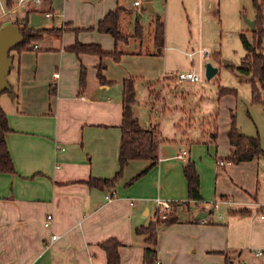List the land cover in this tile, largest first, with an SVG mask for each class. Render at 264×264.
Masks as SVG:
<instances>
[{
	"label": "crops",
	"instance_id": "1",
	"mask_svg": "<svg viewBox=\"0 0 264 264\" xmlns=\"http://www.w3.org/2000/svg\"><path fill=\"white\" fill-rule=\"evenodd\" d=\"M134 1L42 0L32 7L33 13L42 14L36 27L53 30L35 41L36 49L11 51L10 88L0 96L10 125L6 139L15 165L13 173L0 172V264H109L100 244L110 238L121 243L119 264H142L147 233L136 228L163 213L159 200L180 204L177 220L157 228L156 264H225L226 255L234 264H264V154L239 163L228 160L234 149L228 139L232 114L245 134L260 138L264 149V90L257 100L252 93L248 119L236 111L237 94L219 96L218 90L214 100L224 106L220 109L211 103L199 114L201 136L192 137L189 132L195 118H187L184 129L178 113H172L170 128L165 103L158 113L155 108V101L163 97L156 84L167 79L165 68L153 79L149 71L157 68L151 70L150 62L136 66L143 56L146 61L163 58L165 62V41L162 48L156 45L155 24L146 43L143 28L140 35L121 29L124 19L134 21L135 28L144 15L143 4ZM16 2L0 0V28L13 23L7 11ZM247 4L252 10L249 18L255 19L252 0L234 1L239 13ZM118 7L122 8L120 30L129 38L116 42L95 26ZM46 11L52 16L45 17ZM24 13L19 7V14ZM134 13L138 18L133 19ZM156 15L162 18L156 12L155 22ZM243 24L251 29L239 16L235 26L244 28ZM77 41L100 44L105 51L117 49L122 56L115 61L112 56L67 49ZM101 62L108 81L104 83L97 74ZM82 65L87 68V82L79 93ZM224 65L231 66L229 61ZM242 76L250 83L249 75ZM127 78L135 79L132 108L140 125L160 134L158 159L154 163L132 160L115 187H92L89 178L112 177L119 170L123 80ZM139 90L146 93L144 104ZM214 113L218 116L215 141L207 123ZM184 151L183 159L179 155ZM219 159L225 163L218 165ZM188 161L194 162L199 174L198 202L189 200L183 170ZM201 213L205 217L196 219ZM48 214L52 218L46 226ZM52 234L57 235L53 240Z\"/></svg>",
	"mask_w": 264,
	"mask_h": 264
},
{
	"label": "trees",
	"instance_id": "2",
	"mask_svg": "<svg viewBox=\"0 0 264 264\" xmlns=\"http://www.w3.org/2000/svg\"><path fill=\"white\" fill-rule=\"evenodd\" d=\"M255 9L256 25L251 29L248 36L245 32L240 33V38L245 50V54L241 59L240 64L236 67L237 71L242 75L250 76V84L254 100L259 99L260 91L264 90V0H252ZM33 11H28V15ZM122 8L118 7L116 10L108 12L95 26L97 30L104 33L111 34L115 41H126L129 36L123 34L120 30V19ZM23 34V40L19 42L14 50L22 51L32 47V41L39 39L45 33L52 31L48 27H36L31 25L30 16H27L22 24H18ZM94 28V27H91ZM142 27L137 21L135 23V34L140 35ZM155 43L162 48L165 41V23L163 19L156 15L155 22ZM68 50L80 53L97 54L100 57L112 56L115 61H119L122 53L115 49L114 51H105L100 44L97 43H81L75 42L73 45L67 47ZM216 60H221L220 52H215L213 56ZM104 63L98 65V78L101 82H108L104 75ZM87 82V69L84 65L81 66L79 76V93L85 89ZM7 89L4 92H8ZM225 94H237V90L229 87H219V96ZM123 112L122 122L120 125L121 136L119 144V170L114 176L108 178L91 177L87 183L92 187L113 188L117 182L123 177L125 166L132 160H148L154 163L158 159V145L160 142V134L154 128H144L140 125L135 116L132 104L135 102V79L127 78L123 80ZM217 113L208 117L209 131L211 138L216 140L218 134ZM211 126V128H210ZM212 129V131H211ZM10 130L8 116L0 104V172L13 173L15 172V165L9 150L6 139V134ZM228 139L234 147L228 160L234 163L252 160L264 154V149L261 140L256 136H249L245 134L238 126L236 117L231 115V125L228 132ZM184 175L188 184L189 200L198 202L201 199L200 194V179L197 172L196 165L193 161H188L184 165ZM139 175L134 177L130 182L135 180ZM174 210L169 212L165 217L157 215L155 220H152L147 226H140L136 228L137 232L147 233V245L144 248L142 264H156L157 262V228L161 223L169 224L177 220L176 209L180 203L171 202ZM102 248L106 251L109 264H119L121 257L119 253L120 241L117 238H110L103 241ZM225 264H234L226 255Z\"/></svg>",
	"mask_w": 264,
	"mask_h": 264
},
{
	"label": "rangeland",
	"instance_id": "3",
	"mask_svg": "<svg viewBox=\"0 0 264 264\" xmlns=\"http://www.w3.org/2000/svg\"><path fill=\"white\" fill-rule=\"evenodd\" d=\"M141 1L144 15L141 18L139 17V21H137L143 26L145 43L152 34L151 28L155 24L156 12H159L165 21L166 40L164 51H162L165 62L163 58L153 60L154 62H151L152 60L146 61V56H143L136 66H147L146 62H150L149 68L151 70H153V67L157 68L156 72L152 73L149 71L153 79L159 78L163 74V68H165L167 79L165 82L163 81L164 79L157 81L156 84L158 92L162 93L163 97L161 100L155 101V108L158 113L160 107L165 103L166 117L170 128L172 127L169 119L172 113H178L182 116V119L180 118L178 122H182L184 129H186V123H189L187 118H195L192 121V125L188 126L189 132L192 137L201 136L199 114L205 112L211 103L219 104L220 109L224 106L222 102H217V99L214 100L217 98L219 85L237 89L238 102L236 111L240 112L241 118L248 119V112L252 106L250 105V101H252L251 84L246 79L240 78L242 75L237 72L236 67L240 64L241 58L245 54L240 33L243 31L250 36L251 33L249 31L251 29H247L245 24H243L244 28H238L235 26V21L238 20L239 16L243 21L245 17L249 18L251 16L250 4L243 5L239 13L238 8L234 7V1L236 0H222V4L221 0H212L211 5L206 0ZM146 1L152 3L154 10L144 7ZM6 18H3V20ZM136 18H138V13L133 14V19ZM133 23L134 21L128 23L124 19L121 29L123 28L124 32L134 34ZM107 39L109 42L110 37ZM35 41H32L31 44H36ZM146 48L145 44L144 50ZM203 51H208V56L205 57L202 53ZM215 52H220L221 61L218 62L214 59ZM33 56L34 54L31 55V58ZM226 61H229L231 66H225ZM209 62L219 68L217 75L211 79L206 77V66ZM191 70L198 73L200 77L198 81H178L179 73ZM145 98V91L139 90V100L143 102ZM244 104H248L247 108ZM178 209L179 206L176 212ZM173 210L174 207L171 203L168 209H164L163 213L160 214L161 218L164 214L167 215Z\"/></svg>",
	"mask_w": 264,
	"mask_h": 264
},
{
	"label": "water",
	"instance_id": "4",
	"mask_svg": "<svg viewBox=\"0 0 264 264\" xmlns=\"http://www.w3.org/2000/svg\"><path fill=\"white\" fill-rule=\"evenodd\" d=\"M144 7L149 10H153L150 1H146ZM42 14L33 13L31 15V24L37 26L41 23ZM245 22L251 29L255 28L256 20L245 17ZM23 40V34L21 33L19 25L15 23H8L0 28V96L4 91L10 88L8 82V75L13 66V56L11 51L14 50L16 45ZM218 72V67L212 63H207L206 77L211 79ZM205 217V214L201 213L196 216V219Z\"/></svg>",
	"mask_w": 264,
	"mask_h": 264
},
{
	"label": "built area",
	"instance_id": "5",
	"mask_svg": "<svg viewBox=\"0 0 264 264\" xmlns=\"http://www.w3.org/2000/svg\"><path fill=\"white\" fill-rule=\"evenodd\" d=\"M41 2H42V0H17L15 6L13 8H9L7 12L9 13L13 23H15L17 25L18 24H22L25 21L27 16H31V14L28 15V11L35 12L36 10L33 9L32 7L39 6L41 4ZM134 3H135V5H142V1L141 0H135ZM19 7L23 8V11L25 12L23 15L19 14ZM43 15L45 17H51L52 16V12L51 11H46V12L43 13ZM31 46H32L33 49H36L38 47L37 44H33ZM202 53L204 54L205 57L208 56V54H209L208 51H203ZM178 79L180 81H182V80L198 81L200 79V77H199L197 72L191 70V71H188V72L179 73L178 74ZM186 154H187V151H184L182 154L179 155V157L184 159L186 157ZM217 163H218V165H222V164L225 163V161L219 159L217 161ZM107 197L110 198L111 194H108ZM221 201H223V200H221ZM158 202H159V205L162 206L164 209H168L169 205L171 204V202L167 201V200L166 201L165 200H163V201L159 200ZM214 206L218 207V201H215ZM164 216H165V214H164ZM261 217H264L263 213L261 214ZM51 218H52V215L48 214L47 215V221L45 222L46 226L50 225L49 220ZM56 237H57L56 234H52L51 240L55 239ZM262 252L263 251H261V250L257 251L258 254H262ZM96 264H99V263H96Z\"/></svg>",
	"mask_w": 264,
	"mask_h": 264
}]
</instances>
